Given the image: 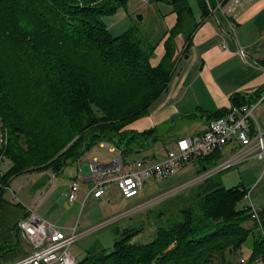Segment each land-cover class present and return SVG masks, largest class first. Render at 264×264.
<instances>
[{"label": "trees", "instance_id": "1", "mask_svg": "<svg viewBox=\"0 0 264 264\" xmlns=\"http://www.w3.org/2000/svg\"><path fill=\"white\" fill-rule=\"evenodd\" d=\"M166 1L177 18L154 64L149 30L133 24L112 36L101 20L126 0H0V51L6 57L0 63L8 64L0 65V125L7 140L4 162L9 161L6 170L0 167V204L15 174L60 173L100 141L113 143L124 158L161 140L156 128L137 131L129 125L166 88L175 63V35L194 26L185 27L193 18L188 0ZM198 1L206 12L204 1ZM238 95L233 104L251 102ZM220 157L216 149L197 159L210 167ZM198 184L197 195L206 199L197 203L205 223L218 214L226 216L223 222L198 230L184 209L181 221L168 229L159 226L153 240L140 244L132 242L140 229L116 228L111 248L93 245L77 264H214L216 254L225 258L228 249L235 251L248 238L253 246L250 261L263 263L264 204L258 218L251 219L247 210H237L243 198L239 185L226 188L214 176ZM222 193H229V203L212 213L208 197ZM246 221L252 226L244 227ZM6 244H0V251Z\"/></svg>", "mask_w": 264, "mask_h": 264}, {"label": "crops", "instance_id": "2", "mask_svg": "<svg viewBox=\"0 0 264 264\" xmlns=\"http://www.w3.org/2000/svg\"><path fill=\"white\" fill-rule=\"evenodd\" d=\"M202 1L206 5V12L202 2L200 4L196 0L195 11L188 0L196 21L190 32L177 33L174 37L175 63L166 88L150 103L144 117L134 120L129 125L133 130L141 131L153 127L160 129L158 131L161 133L173 128L166 140L163 139L165 144H170L169 147L178 138L202 133L211 118L228 110L233 104L235 94H239L238 97L245 95L247 100L252 102L261 94L264 85V5H262L264 0H243L236 6H230L228 2L221 1V9L214 10L208 8L205 0ZM211 3L214 6L215 1L211 0ZM170 7L169 12L165 13L167 14L165 16H169V23L163 37L156 45L150 41L154 46V55L151 59L154 64L162 57L165 51L164 41L176 22L177 15L171 4ZM181 59L184 62L178 68V62L180 64ZM254 115L260 127L264 129V99L254 109ZM186 119L188 122L185 121ZM108 144L113 150L120 151L113 143L108 142ZM237 145L236 141H232L224 146L220 160L228 158ZM119 155L117 157H122L121 152ZM76 161L79 162L80 158L74 162ZM6 162L9 163V161ZM247 163H249L248 166H244ZM259 163L263 167L261 171L243 173L240 176L242 180L238 184L240 188L245 187L251 190L263 174L264 165L255 157L237 164L244 171L247 167L255 168ZM198 165V169L203 168L199 162ZM65 167L60 174L65 175L63 173ZM86 170L83 171L86 172ZM29 172L34 173V171L23 173ZM35 173L36 176L32 177L31 183L26 184L31 194L28 195L30 199H21V197L19 199L17 196L12 198L5 194V191L3 192V201L0 204V244L7 243L8 247L0 251V264L14 261L29 250V243L16 228L17 221L28 211L32 210L48 222L55 224L64 233L69 234L71 229L76 227L73 224L74 217L80 213L84 202L92 198L103 206L105 196H108L113 188L108 187V190L100 197L86 198V183L82 181L80 175L76 174L75 168L74 172L66 175V178L60 176L57 182L58 186L61 182L64 186H68L67 183L71 179L80 181L74 200H69L64 192L61 195L57 194L55 198L43 195L37 197L36 193L57 177L58 173L53 174L50 170L35 171ZM15 175L9 179L8 186ZM35 197L37 198L34 199ZM93 245L101 246L98 242H94Z\"/></svg>", "mask_w": 264, "mask_h": 264}, {"label": "rangeland", "instance_id": "3", "mask_svg": "<svg viewBox=\"0 0 264 264\" xmlns=\"http://www.w3.org/2000/svg\"><path fill=\"white\" fill-rule=\"evenodd\" d=\"M108 1V0H106ZM113 1V0H112ZM189 3L192 5L193 9L196 11V0H189ZM264 5V2L262 3ZM0 8L3 9L4 5L1 2ZM170 4L166 0H151L147 3L142 0H126L124 5L118 6L115 11L111 13H106L101 16V20L105 26L109 29L112 36H117L126 31L131 25L137 24L141 29L145 31L149 30V39L155 45L160 42V39L163 37L166 27L169 23V16H165L166 12L170 10ZM164 13V14H163ZM136 14H141L143 19L138 20ZM163 14V15H162ZM195 18L193 17L191 22H188L185 27L192 26L195 23ZM185 33L189 30L185 28ZM1 49V42H0ZM23 54V53H22ZM0 58L5 59V53L0 51ZM183 59L180 60L179 66H182ZM1 66L8 65L6 62H1ZM177 66V62H176ZM10 73V72H9ZM7 73V74H9ZM144 117V116H143ZM188 122V120H185ZM166 127V126H164ZM168 128V127H167ZM166 128V129H167ZM173 129V128H172ZM169 130L165 133H161V140H156L152 147L144 151H139L136 155L126 156L125 160H130L142 156V154L160 158L166 153L167 148L170 144H163V139L166 140L167 136L170 135ZM4 130V129H3ZM160 130V129H158ZM5 132V130H4ZM120 151L118 149L113 150L110 148V145L107 141H100L92 145L87 150L79 156V162H69L65 171V175L58 173L52 181H49L43 189H41L36 196L43 195L45 197H57V194H66L67 186L61 185L59 187L57 182L58 178H66L67 174L74 172L75 168L77 170V164L82 167L83 170L86 169L87 160H98L101 163H109L117 156H120ZM78 158V159H79ZM77 159V160H78ZM220 160V159H219ZM222 161V160H220ZM249 163L244 166H248ZM9 166V163H2L1 168L5 169ZM198 159L193 157L187 162H185L180 169L171 177L161 179L159 181H150L148 179L144 180V185L140 194L132 199H125L119 193L114 184H110L108 187H113L108 196H105V202L102 205H99L96 200L89 198L84 202L83 208L80 210V213L76 214L74 217V225L76 226V231L78 233L82 232L71 245L70 251L76 260H81L88 249L93 245L94 242H98L104 248H111L113 245V239L115 237L114 230L118 228L120 231L124 228H127L128 232H131V228L140 229L139 233L132 238V242L136 244L146 243L154 239L155 232L159 226L168 229L169 226H172L176 221L182 220V211L186 209L189 211V214L193 216L194 222H197V229L202 228L203 226H211L214 224L223 222L226 216L222 215H212V219L208 220L206 224L207 217L205 212H202L201 207L197 203L204 200V194L198 196V181L197 182H188L195 178L197 175L198 169ZM262 164L259 163L254 167H247L245 170H242L240 165L232 166L227 170H222L216 172L212 177H216L223 186L226 188H232L233 186L238 185L242 180L241 175L251 173L252 171H261ZM34 173H20L14 176L5 194L7 193L10 197L20 199H30L28 195H31L28 191L29 188L26 184H30L32 177L36 176ZM38 176V175H37ZM188 182L189 184H186ZM57 184V186H56ZM56 186V187H55ZM79 192V191H78ZM25 197V198H23ZM35 197L34 199H36ZM224 197V201L222 199ZM232 197V196H231ZM209 208L214 213L215 208H219L222 204L229 203V193H222L220 195H215L212 197L209 195ZM104 199V198H103ZM250 199L254 202V205L264 201V172L261 174V177L258 178L257 182L252 186L250 190ZM144 200H150V203L132 212L130 215L121 216L112 222L105 223L111 217H114L118 214H121L125 209L138 204ZM206 200V199H205ZM249 200L241 199L237 203V210H240V207ZM186 211V213H187ZM163 212V214H161ZM220 213L224 212L223 210L219 211ZM211 217V216H210ZM252 219V217H251ZM104 222V223H103ZM103 223V224H101ZM101 224V225H99ZM96 228L90 229L91 226H97ZM244 227L249 228L252 226L251 221H246L243 224ZM88 229V230H86ZM86 230V231H84ZM84 231V232H83ZM252 243L251 239L248 238L240 248H237L235 251L229 252V249L225 253V258L221 255L214 256V264H242L240 259L243 258L246 264H249L251 261V252H252ZM227 260V261H226ZM250 264H262V263H253Z\"/></svg>", "mask_w": 264, "mask_h": 264}, {"label": "built area", "instance_id": "4", "mask_svg": "<svg viewBox=\"0 0 264 264\" xmlns=\"http://www.w3.org/2000/svg\"><path fill=\"white\" fill-rule=\"evenodd\" d=\"M142 1L147 3L151 0ZM214 1L215 4L212 6L211 0H205L210 10L221 9V1L228 2L230 6H236L243 0ZM240 52L242 51L240 50ZM263 99L264 85L261 94L254 101L231 104L225 113L210 119L207 128L202 133L178 138L160 158L142 155L127 161L122 157H115L109 163H101L95 159L88 160L86 172L78 165L76 174L81 176L87 186L85 197H100L108 190L110 184H114L123 198L132 199L140 194L145 179L159 181L169 178L191 158L207 156L216 149L221 151L232 141H236L238 145L228 158L218 161L210 167L203 166L195 178L188 182L198 181L200 183L216 172L227 170L252 157L260 159L264 165V129L260 127L254 115V109ZM6 141L5 132L0 125V167L5 160L3 147ZM79 182L77 179H71L67 183L65 195L69 200L75 199ZM188 182L185 183L189 184ZM240 190L243 192V199L249 200L240 209L247 210L252 219H257V210L261 204H264V201L255 206L254 201L250 199V189L243 187ZM149 203L150 200L139 202L121 214L111 217L105 223L112 222L121 216L130 215ZM16 228L29 243L30 248L20 258L6 264H77L78 260L70 251L72 243L82 234V232L76 231V227L66 234L55 224L30 210L17 221ZM91 229L93 228L88 231ZM240 263L246 264L243 258L240 259Z\"/></svg>", "mask_w": 264, "mask_h": 264}, {"label": "water", "instance_id": "5", "mask_svg": "<svg viewBox=\"0 0 264 264\" xmlns=\"http://www.w3.org/2000/svg\"><path fill=\"white\" fill-rule=\"evenodd\" d=\"M136 18L138 19V20H142V15L141 14H136ZM71 143H69L68 145H70Z\"/></svg>", "mask_w": 264, "mask_h": 264}]
</instances>
